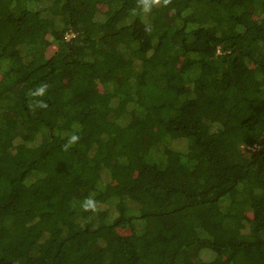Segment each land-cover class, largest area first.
<instances>
[{
  "label": "trees",
  "instance_id": "16d2710c",
  "mask_svg": "<svg viewBox=\"0 0 264 264\" xmlns=\"http://www.w3.org/2000/svg\"><path fill=\"white\" fill-rule=\"evenodd\" d=\"M0 264H264V0H0Z\"/></svg>",
  "mask_w": 264,
  "mask_h": 264
},
{
  "label": "clouds",
  "instance_id": "9594fccd",
  "mask_svg": "<svg viewBox=\"0 0 264 264\" xmlns=\"http://www.w3.org/2000/svg\"><path fill=\"white\" fill-rule=\"evenodd\" d=\"M40 92L42 93L43 92V89H41Z\"/></svg>",
  "mask_w": 264,
  "mask_h": 264
}]
</instances>
